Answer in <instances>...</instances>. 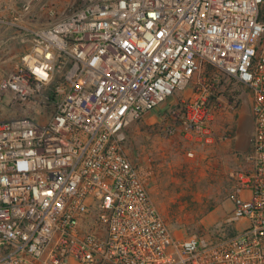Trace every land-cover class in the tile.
Returning <instances> with one entry per match:
<instances>
[{"label": "built area", "instance_id": "1", "mask_svg": "<svg viewBox=\"0 0 264 264\" xmlns=\"http://www.w3.org/2000/svg\"><path fill=\"white\" fill-rule=\"evenodd\" d=\"M41 13L47 26L22 24ZM0 24L30 46L0 80L20 107L0 119V264H264V0H76L64 13L26 0ZM193 79L162 117L167 138L212 142L218 89L251 95L250 167L231 173L215 238L175 237L125 150L128 127Z\"/></svg>", "mask_w": 264, "mask_h": 264}, {"label": "rangeland", "instance_id": "2", "mask_svg": "<svg viewBox=\"0 0 264 264\" xmlns=\"http://www.w3.org/2000/svg\"><path fill=\"white\" fill-rule=\"evenodd\" d=\"M25 1L12 0L7 11L20 9ZM48 2L58 13L67 12L76 4V0ZM41 15L30 20H37ZM46 21L47 17L41 16L38 24ZM21 43L27 46V51L15 52L11 58L0 49V80L14 71L29 51V44ZM194 82L193 79L157 110L133 122L128 127L125 145L129 159L143 172L163 219L174 236L181 239L194 234L215 238L229 231L226 221L233 208L231 195L235 185L231 173L247 171L248 156L252 152L251 95L236 85H231L232 90L240 92L234 110L226 108L227 100L222 97L227 86L218 89L221 103L209 115L212 142L192 144L181 128L171 138L164 136L163 115L170 111L179 114L178 103L194 96ZM16 116H20V107L0 91V119Z\"/></svg>", "mask_w": 264, "mask_h": 264}, {"label": "crops", "instance_id": "3", "mask_svg": "<svg viewBox=\"0 0 264 264\" xmlns=\"http://www.w3.org/2000/svg\"><path fill=\"white\" fill-rule=\"evenodd\" d=\"M51 1V0H49ZM12 0H0V17H8L9 12L7 11L9 7L12 6ZM18 9V8H15ZM43 15L47 17V21L42 24H38L39 19L38 17L37 20H30L29 18L24 19L22 21V24L26 25H32L34 27H40V26H47L51 19L49 16L45 13H42ZM24 36L21 35V32L15 29L14 27H7L2 24H0V49L2 53L6 56H9V58L13 57L15 52L27 51V46L22 45L21 42H24ZM4 56V57H5Z\"/></svg>", "mask_w": 264, "mask_h": 264}, {"label": "trees", "instance_id": "4", "mask_svg": "<svg viewBox=\"0 0 264 264\" xmlns=\"http://www.w3.org/2000/svg\"><path fill=\"white\" fill-rule=\"evenodd\" d=\"M239 94H240L239 91L232 90L231 86H229L224 91L223 96L228 101H237L238 103Z\"/></svg>", "mask_w": 264, "mask_h": 264}]
</instances>
